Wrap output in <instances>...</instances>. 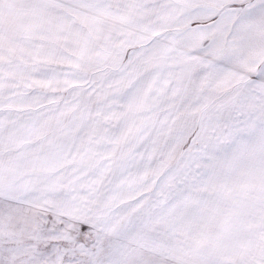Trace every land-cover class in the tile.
Masks as SVG:
<instances>
[{"label": "snow or ice", "instance_id": "snow-or-ice-1", "mask_svg": "<svg viewBox=\"0 0 264 264\" xmlns=\"http://www.w3.org/2000/svg\"><path fill=\"white\" fill-rule=\"evenodd\" d=\"M0 264H264V0H0Z\"/></svg>", "mask_w": 264, "mask_h": 264}]
</instances>
